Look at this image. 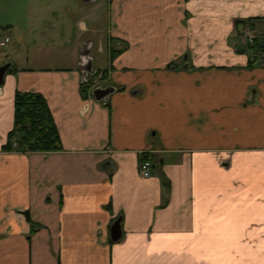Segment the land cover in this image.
Returning <instances> with one entry per match:
<instances>
[{
    "label": "crops",
    "instance_id": "1",
    "mask_svg": "<svg viewBox=\"0 0 264 264\" xmlns=\"http://www.w3.org/2000/svg\"><path fill=\"white\" fill-rule=\"evenodd\" d=\"M98 1L0 0V264H264V0ZM18 89L61 149L3 147Z\"/></svg>",
    "mask_w": 264,
    "mask_h": 264
},
{
    "label": "trees",
    "instance_id": "2",
    "mask_svg": "<svg viewBox=\"0 0 264 264\" xmlns=\"http://www.w3.org/2000/svg\"><path fill=\"white\" fill-rule=\"evenodd\" d=\"M93 76L81 83L84 97L88 96V91L94 83ZM14 106V127L3 146L5 149L32 151L62 148L58 125L42 92L18 89L15 92Z\"/></svg>",
    "mask_w": 264,
    "mask_h": 264
},
{
    "label": "water",
    "instance_id": "3",
    "mask_svg": "<svg viewBox=\"0 0 264 264\" xmlns=\"http://www.w3.org/2000/svg\"><path fill=\"white\" fill-rule=\"evenodd\" d=\"M89 50L87 48H84L83 53L87 54ZM88 57L89 60V65H87V70L85 69L83 71V80L86 79V75L88 74H92L95 70L92 71V57L91 56H86ZM10 63H5L0 65V83L3 82L4 80V75L6 73L7 68L9 67ZM114 90V86L112 85H106V86H102V85H97L92 87V94L94 95V97L96 99H102V98H106L108 96V94ZM23 213L26 215L27 218L30 217V212L29 210H23ZM120 217H118L111 225H110V235L112 240H117L120 238L121 233H122V228H121V224H120Z\"/></svg>",
    "mask_w": 264,
    "mask_h": 264
},
{
    "label": "rangeland",
    "instance_id": "4",
    "mask_svg": "<svg viewBox=\"0 0 264 264\" xmlns=\"http://www.w3.org/2000/svg\"><path fill=\"white\" fill-rule=\"evenodd\" d=\"M93 2H95V1H92L91 3H93ZM98 2H99L98 5H100V6L97 7V9H95V11L97 12V16L102 19L103 14L106 13V11H107V0H99ZM104 33H105V30H101V32L99 34H96L97 36H95L94 39L97 40L99 37L100 38L104 37L106 35ZM83 35H84V37H87V35H89V34H83ZM98 35H99V37H98ZM3 48L5 49V48H7V46H3ZM93 52H94L93 57H94L95 66L103 68V66L107 63V55L105 54L104 51L102 52V50H100V48L97 46V44L95 45V47L93 46ZM77 54H79V51H77ZM95 82L97 84H94V86L99 85L101 80H99V78L98 79L95 78Z\"/></svg>",
    "mask_w": 264,
    "mask_h": 264
},
{
    "label": "built area",
    "instance_id": "5",
    "mask_svg": "<svg viewBox=\"0 0 264 264\" xmlns=\"http://www.w3.org/2000/svg\"><path fill=\"white\" fill-rule=\"evenodd\" d=\"M249 36H250V39L252 40L253 36L252 35H249ZM9 40H10V35L7 33H4L2 29L0 28V46L6 45L9 42ZM152 167H153L152 158L150 157L149 154H147L140 160L139 172L143 176H150L152 175Z\"/></svg>",
    "mask_w": 264,
    "mask_h": 264
},
{
    "label": "flooded vegetation",
    "instance_id": "6",
    "mask_svg": "<svg viewBox=\"0 0 264 264\" xmlns=\"http://www.w3.org/2000/svg\"><path fill=\"white\" fill-rule=\"evenodd\" d=\"M84 65L87 66V65H89V63L86 61V63H84ZM94 83H95V79H94ZM99 85H101V83Z\"/></svg>",
    "mask_w": 264,
    "mask_h": 264
}]
</instances>
